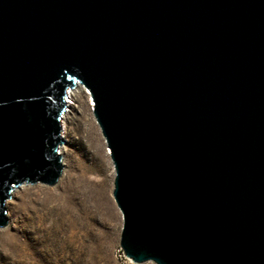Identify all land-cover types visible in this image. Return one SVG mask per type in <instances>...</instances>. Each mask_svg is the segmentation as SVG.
I'll list each match as a JSON object with an SVG mask.
<instances>
[{
  "label": "water",
  "instance_id": "obj_1",
  "mask_svg": "<svg viewBox=\"0 0 264 264\" xmlns=\"http://www.w3.org/2000/svg\"><path fill=\"white\" fill-rule=\"evenodd\" d=\"M77 83L127 258L264 264V0H0V226L57 181Z\"/></svg>",
  "mask_w": 264,
  "mask_h": 264
},
{
  "label": "rangeland",
  "instance_id": "obj_2",
  "mask_svg": "<svg viewBox=\"0 0 264 264\" xmlns=\"http://www.w3.org/2000/svg\"><path fill=\"white\" fill-rule=\"evenodd\" d=\"M74 95L59 152L67 179L14 187L4 202L0 264H125L115 254L122 220L107 147L87 97Z\"/></svg>",
  "mask_w": 264,
  "mask_h": 264
},
{
  "label": "built area",
  "instance_id": "obj_3",
  "mask_svg": "<svg viewBox=\"0 0 264 264\" xmlns=\"http://www.w3.org/2000/svg\"><path fill=\"white\" fill-rule=\"evenodd\" d=\"M78 85H80V87L84 90V92L90 97V95H89V93H88V91H87V89L82 85V84H80V83H77L76 85H74L73 87H71V88H67L66 90H65V96H64V103H65V106H64V109H63V111L61 112V116H60V122H61V118L63 117V113L64 112H66V113H68L69 112V110H70V107L72 106V105H74V100H75V96L76 95H72V97L70 96V94H69V91H71V90H74ZM70 104V105H69ZM92 108V106H90V109ZM60 130H61V126H60ZM61 134V133H60ZM60 144H62V142L60 143ZM59 144V145H60ZM59 145H58V147H59ZM58 149V148H57ZM116 256H118L125 264H148V263H150L149 261L148 262H143V263H134V262H132L129 258H127L124 254H123V252H122V250L120 249V247L118 246L117 247V249H116Z\"/></svg>",
  "mask_w": 264,
  "mask_h": 264
},
{
  "label": "bare ground",
  "instance_id": "obj_4",
  "mask_svg": "<svg viewBox=\"0 0 264 264\" xmlns=\"http://www.w3.org/2000/svg\"><path fill=\"white\" fill-rule=\"evenodd\" d=\"M82 91L83 92V94L87 97V99H88V101H89V104H90V106H92V103H91V98L84 92V90L80 87V85H78L74 90H71V91H69V94H70V96L71 95H74V93L75 92H78V91ZM72 97V96H71ZM70 105V104H69ZM66 112H64L63 113V117L61 118V122H60V126H61V130H62V128H63V126H64V121H65V114ZM60 130V133L61 134H63V132ZM62 138H63V136H62ZM63 142V141H62ZM105 150H106V153L108 154V150L105 148ZM58 152H62V145H59V147H58ZM59 153V154H60ZM64 159L61 157V163L63 164L64 163V161H63ZM65 174V175H64ZM63 176H65V178H63ZM67 174H66V172H65V168H63V169H61V171H60V174H59V176H58V179H57V181L55 182V183H57V182H60L61 180H66L67 179ZM20 186H24L25 184L24 183H22V184H19ZM18 185V186H19ZM15 195V188L13 187L12 188V190L9 192V194H8V197H6L5 198V200H4V202L5 201H7V200H10L13 196ZM9 198V199H8ZM4 202H3V205H4ZM5 217H6V215H5Z\"/></svg>",
  "mask_w": 264,
  "mask_h": 264
}]
</instances>
